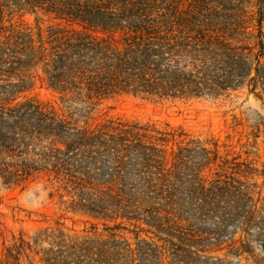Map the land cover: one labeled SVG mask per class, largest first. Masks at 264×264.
Masks as SVG:
<instances>
[{"label":"trees","instance_id":"1","mask_svg":"<svg viewBox=\"0 0 264 264\" xmlns=\"http://www.w3.org/2000/svg\"><path fill=\"white\" fill-rule=\"evenodd\" d=\"M263 23L264 0H0V179L43 178L66 211L90 218L78 231L56 221L12 233L0 264L259 263L264 164L251 149L105 117L102 104L244 87L261 98ZM262 130L259 115L248 135Z\"/></svg>","mask_w":264,"mask_h":264},{"label":"rangeland","instance_id":"2","mask_svg":"<svg viewBox=\"0 0 264 264\" xmlns=\"http://www.w3.org/2000/svg\"><path fill=\"white\" fill-rule=\"evenodd\" d=\"M16 19L15 17L14 20ZM24 20L35 29L37 23L34 16L26 15ZM45 24L46 22L40 23L43 28ZM262 30L264 49V23ZM244 42L253 44V39H245ZM37 92L42 98L47 94L43 89H38ZM102 106L105 117L155 121L159 125H180L191 134L201 137L212 135L221 140L229 134L231 139L228 141V148L240 152L245 148L251 149L256 165L262 167L264 164V130L256 136L248 135L259 115L264 116V94L258 98L248 93L246 87L215 99L161 100L120 93L105 99ZM233 116L240 121L235 129L231 126ZM261 180L262 177L259 176L257 181L260 183ZM51 190L50 183L43 178L29 181L23 186L6 185L0 179V242L8 241L11 234L20 229L31 231L36 226L55 225L56 221L75 231L88 225L89 217L66 211L59 204L57 196L50 195ZM124 233L131 236L128 231ZM253 250L255 260L259 263L246 253L241 257L242 261H246L248 257L247 264H264V251L257 244L253 245Z\"/></svg>","mask_w":264,"mask_h":264}]
</instances>
